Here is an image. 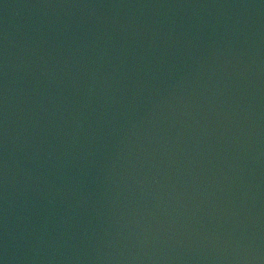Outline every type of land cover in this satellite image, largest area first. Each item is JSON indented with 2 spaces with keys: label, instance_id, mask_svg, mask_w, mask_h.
Instances as JSON below:
<instances>
[{
  "label": "water",
  "instance_id": "water-1",
  "mask_svg": "<svg viewBox=\"0 0 264 264\" xmlns=\"http://www.w3.org/2000/svg\"><path fill=\"white\" fill-rule=\"evenodd\" d=\"M0 264H264V0H0Z\"/></svg>",
  "mask_w": 264,
  "mask_h": 264
}]
</instances>
